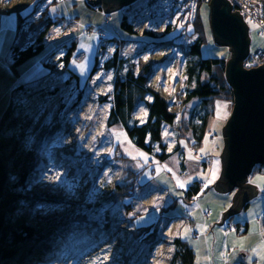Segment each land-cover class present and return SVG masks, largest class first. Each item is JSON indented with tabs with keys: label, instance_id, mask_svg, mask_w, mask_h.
<instances>
[{
	"label": "rangeland",
	"instance_id": "1",
	"mask_svg": "<svg viewBox=\"0 0 264 264\" xmlns=\"http://www.w3.org/2000/svg\"><path fill=\"white\" fill-rule=\"evenodd\" d=\"M210 3V0H197L196 15L205 40L198 57L224 58L228 64L232 50L214 38ZM152 5L150 0H136L127 6L125 12L130 19H135L133 22L139 33L149 29L159 35L170 23L173 29L157 39L175 38L172 47L153 49L146 43L148 39L139 33L132 36L122 30L119 22L123 8L109 12L106 21L104 10L89 6L85 0H0V36L4 37V43L0 45V118L11 101L14 87L19 84L37 87L42 82L28 100V105L16 112V128L6 129L4 133L8 139L15 138L5 155H15L18 143L24 144L11 160L10 170L16 173L27 168L25 174L31 170L22 188L25 199L21 201L12 226L24 223L43 228L50 222L56 223L54 234L48 239L42 238L39 242L28 239L30 243L23 247L20 259L28 258L30 250L32 254L24 264H30L31 260L33 264H122L118 262L122 254L131 256V264H136L139 258L138 264H169L175 237H180L194 249V264H264V174L251 171L245 184L254 186L256 193L245 200L240 210L228 214L218 224L223 213L232 207L236 191L224 193L213 187L222 169L220 154L224 149V139L221 133L231 107L226 99L218 98L212 102L213 113L207 123L206 135L196 146L197 153L192 152L191 131L187 130L189 119L193 111L203 110L199 100L184 104L181 97L194 83L187 81L185 73L190 58L186 47L195 37L191 35L194 24L185 23L182 17L179 20L176 13L153 18ZM32 6H36L35 16L45 9L48 16L61 17V21L50 30L44 50L14 70L9 49L16 34L17 13L19 11L23 16ZM244 21L250 41L247 58L258 49L264 51V32L255 22L247 18ZM100 32L106 35L102 41ZM111 37H116V41H111ZM71 41L75 42V48L69 66L78 74L79 82L69 83L67 74L44 77L47 68L42 61L54 48ZM100 44L105 46L101 48ZM116 49L121 58L118 72L102 66ZM61 54L57 51L50 58L57 68L60 67L57 62ZM96 55L98 68L90 78ZM150 58L156 59L151 82L168 97L176 111L173 125H161L165 151L170 152L165 161L157 158V154L162 152L158 144L153 143L155 148L150 154L134 146L120 124L111 127L107 124L115 75L122 76L127 70L136 73L141 60ZM80 64L85 68L78 67ZM55 87H59L57 93L51 94ZM22 95L24 98L23 93L15 92L13 96L17 100ZM132 97L134 109L129 123L144 124L147 109L143 98L149 97L135 91H132ZM228 101L233 102V99ZM59 121H62L61 129L53 133L51 125ZM47 125L50 127L46 128ZM176 127L180 131L182 129L181 136ZM44 132L45 142L39 150L34 142ZM54 146H57V157L50 160L42 152ZM70 152L77 157L70 156ZM20 156L19 167L15 168L13 164ZM55 160L58 164H52ZM57 173L61 174L59 178ZM195 181L199 193L186 199L184 191ZM124 182L130 187L127 193L120 191L123 196L106 199L118 189L116 184ZM77 188H80L79 193ZM81 199L86 203L100 202L95 205L99 208L89 213V218L99 224L106 217L110 218L114 221V229L106 234L103 241L93 243L83 253L75 254L71 250L62 254L61 247L58 248L61 237L75 224H82L72 220L74 210L80 208L77 202ZM207 209L212 211L211 214H206ZM232 221H247V231L243 234V227L238 230L235 225L234 229L226 231L227 223ZM137 227L149 228L138 231L149 234L148 241H136ZM192 229L197 230V237L191 236Z\"/></svg>",
	"mask_w": 264,
	"mask_h": 264
},
{
	"label": "trees",
	"instance_id": "2",
	"mask_svg": "<svg viewBox=\"0 0 264 264\" xmlns=\"http://www.w3.org/2000/svg\"><path fill=\"white\" fill-rule=\"evenodd\" d=\"M211 1V0H210ZM263 7L264 12V0H260ZM152 3V1L150 0ZM27 4L25 5V8ZM121 17L120 26L122 30L131 34L132 36H137L138 31L135 28V24L133 21L135 19H130L128 14L125 12L127 6H125ZM36 6H32L29 12H26L23 16L18 11L17 13V23H16V34L10 45L9 55L11 60V66L14 70L27 61L29 58H33L40 54L46 45V41L48 40V36H50V30L53 26L57 25L61 21V17H51L48 16L46 10H41V12L35 16ZM134 11V9H133ZM132 11V12H133ZM135 14V12H133ZM174 14V13H172ZM170 14V15H172ZM178 15V14H177ZM63 18V17H62ZM179 20H181L180 16H177ZM194 24V31L191 35H195L193 40L189 45H187V55L190 57L188 63L186 64L185 73L187 76V81L189 83H193L192 87L187 89L184 92V97H181V100L184 104L191 102L194 99L199 100L200 107L203 111L191 113V117L189 119V126L187 130L191 131L190 141L191 149L196 150V146L199 145L203 138L207 123L210 116L213 113V101L215 99L221 98L232 100L233 99V89L231 85L225 80V68L227 65V60L224 58H200L198 55L200 54L202 44L205 40L203 36V29L201 28L200 19L195 17V20L192 22ZM173 26L170 23H167L165 28L159 35H157L153 30L144 29L140 34V36L148 39V44H151L153 49L157 47H172L174 45L175 38L172 40L169 39H157L159 37L164 36L166 33L171 31ZM108 38V37H107ZM116 37H111V41H116ZM178 38V37H176ZM118 40V39H117ZM119 40H125L120 38ZM101 48L104 47V44H100ZM75 48V42L71 41L70 43H62L60 46L54 48L42 61L44 63V67L47 68L46 75L44 77H50L51 75L59 76L62 74H67L68 81L71 83L72 81L75 83L79 82L78 74H76L69 66L70 59ZM100 48V49H101ZM57 51H61L62 54L58 58V65L50 62V58L55 55ZM98 55H96L95 63L93 64L90 78L96 73L98 68ZM121 58L118 54L117 49L111 54L104 64L102 65L105 69H115L117 72L121 67ZM156 59L150 58L147 60H141L140 65L138 66V70L134 73L132 70L125 71L122 76L115 75L114 84H113V98H112V107L109 111V116L107 118V124L109 127L114 126L116 124H120L123 128V131L126 133L130 141L137 148L143 149L148 153L152 154L153 143L158 144L162 152L157 154V158L161 161H165L166 158L169 157L170 152H166V145L162 141L161 137V125L164 123L173 125L176 119V111L170 105V101L168 97L160 90L155 87L153 82H151L152 73L155 72L154 65ZM63 65V66H61ZM43 77V78H44ZM42 78V79H43ZM42 85V82L35 86L25 87L23 84H19L11 90V101L7 106L5 112H3L2 118H0V126L2 125V131L0 133V264H24L31 256V250L29 251V257L20 259L21 251L23 247H25L30 241L39 242L42 238L47 237L54 234L55 222L50 224L47 227L39 228V225H26L21 224L17 227L12 226V222H14V218L16 217L17 211L20 209L21 201L24 200L23 196V185H25V179H27V172L25 174V168L27 165L23 167V171L19 170L14 173V170H10L11 160L14 159V156L19 152L21 147H24V144L21 143L15 147L14 154L11 156L5 155L6 150L14 143L15 138H9L4 135L6 133V129L11 131L14 130L17 123L16 112L20 111V109L24 106H27L28 100L33 96L35 89L37 90ZM59 88V87H58ZM57 87L54 90H51L50 93H57ZM132 91L139 93L140 95L147 96L144 99V106L147 109V120L144 124H138L137 122L130 124V116L133 113V97ZM15 92H21L24 94L15 100L13 96ZM43 92V91H41ZM21 100H24L21 102ZM21 106V107H20ZM20 107V108H19ZM196 118V122L194 119ZM5 123V124H3ZM62 121L56 122L52 124L53 133H57L61 129ZM50 127L47 125L46 128ZM182 128V127H181ZM179 136L182 135L181 131L176 127ZM15 137V136H14ZM45 132L40 134L37 141L34 142L35 146L40 150H42L44 142H45ZM41 147V148H40ZM65 150L64 152H66ZM72 151V150H71ZM175 151H178L176 147ZM57 146L54 148L49 147L47 150H44L42 154L48 159H54L57 157ZM2 153V154H1ZM41 153V152H40ZM68 155V154H67ZM72 157H77L69 153ZM21 161V156L14 162V167H19L18 163ZM206 161H204L205 163ZM58 164L55 161H52V164ZM34 164V163H33ZM35 164L33 165L34 169ZM33 171V170H32ZM253 173H261L264 174V165H255L252 169ZM31 173V172H30ZM13 176L15 178H13ZM77 181L76 183H78ZM125 184H116L118 187L117 190L112 191L111 194L107 196L106 199H116V195H120V191L130 190L129 184L124 182ZM196 181L192 183L189 188H187L185 193V198L189 199L196 196L199 193V187L196 185ZM128 184V185H127ZM76 192H80V188L76 189ZM118 193V194H117ZM126 195H129L126 194ZM105 201V200H104ZM117 202V201H116ZM100 203V202H99ZM99 203H96L97 205ZM78 207L74 210V217L72 220L74 222H79L82 224H75L71 229L65 231L64 237L60 239V244L58 248H60V252L62 254H66L71 250L76 252L75 254H80L88 250V248L93 243H99L106 238V234L113 231L112 222L110 218H107L103 221V223H97L94 219L89 218V213L97 210L99 207L95 206L93 203H86L83 199L77 202ZM101 206V205H99ZM84 211V212H83ZM78 213V214H77ZM88 213V214H87ZM24 215V214H23ZM22 216V215H20ZM19 216V217H20ZM86 224H89L88 226ZM236 228H241L242 233L247 231L248 222H234ZM37 226V227H36ZM262 226H264V215L262 218ZM138 228V227H137ZM148 227H139L135 232V239L138 242L148 241L149 234L145 235V233L138 232L139 230H146ZM264 229V227H263ZM93 236L90 237V235ZM63 236V235H62ZM154 237V235H153ZM173 251L169 258V264H194L195 261V252L194 249L186 242L180 239V237H175L172 240ZM152 247V246H151ZM150 247V248H151ZM136 250V248H135ZM135 253V252H134ZM68 254V253H67ZM130 255L122 254L118 262L122 264H131L130 263ZM140 258L137 263L140 262ZM33 260H31L30 264ZM38 263V261H36ZM41 262L40 264H42Z\"/></svg>",
	"mask_w": 264,
	"mask_h": 264
},
{
	"label": "water",
	"instance_id": "3",
	"mask_svg": "<svg viewBox=\"0 0 264 264\" xmlns=\"http://www.w3.org/2000/svg\"><path fill=\"white\" fill-rule=\"evenodd\" d=\"M89 6L101 8L106 14L124 8L136 0H85ZM211 27L215 40L232 50L225 71L226 81L233 89V106L222 133V169L214 186L224 193L235 191L233 204L222 219L237 212L256 188L245 184L255 165H264V63L245 69L242 61L249 53L247 25L238 11H231L228 0H211Z\"/></svg>",
	"mask_w": 264,
	"mask_h": 264
},
{
	"label": "built area",
	"instance_id": "4",
	"mask_svg": "<svg viewBox=\"0 0 264 264\" xmlns=\"http://www.w3.org/2000/svg\"><path fill=\"white\" fill-rule=\"evenodd\" d=\"M233 8V12L238 11L240 15H242L243 20L246 18L255 22L264 32V12L263 5L260 0H228ZM151 16L153 18L166 17L172 13L178 14L182 17L185 23H192L194 17L196 15L197 8V0H153ZM101 9V8H99ZM106 14V13H105ZM106 21L109 18V14H106ZM106 35L103 32L99 33V39L104 40ZM264 63V51L256 50L251 53L242 63V66L245 69H251ZM228 105L232 108L233 102L227 101ZM192 152L197 153L196 150H192ZM211 210L207 209L206 214H211ZM233 221L231 223H227L226 231H230L234 229ZM191 236L197 237V230H191Z\"/></svg>",
	"mask_w": 264,
	"mask_h": 264
},
{
	"label": "snow or ice",
	"instance_id": "5",
	"mask_svg": "<svg viewBox=\"0 0 264 264\" xmlns=\"http://www.w3.org/2000/svg\"><path fill=\"white\" fill-rule=\"evenodd\" d=\"M56 31L59 32V29H56ZM3 43H4V37L0 36V45H2ZM73 63H75V62H73ZM61 66H63V65H61ZM78 67H80L81 69H84L85 65L84 64H80V65H78ZM109 79H111L110 76H109ZM216 163H218V161ZM60 175H61L60 173H57V177L58 178H59ZM105 175H107V173H105ZM105 259H108V257L106 256Z\"/></svg>",
	"mask_w": 264,
	"mask_h": 264
},
{
	"label": "bare ground",
	"instance_id": "6",
	"mask_svg": "<svg viewBox=\"0 0 264 264\" xmlns=\"http://www.w3.org/2000/svg\"><path fill=\"white\" fill-rule=\"evenodd\" d=\"M151 1L153 2V0H151ZM210 2H211V1H210ZM231 11H233V8H231ZM160 18H161V17H160ZM160 18H159V19H160ZM162 18H163V17H162ZM231 109H232V108H231ZM230 113H231V112H230ZM228 118H229V117H228ZM262 218H263V216H262Z\"/></svg>",
	"mask_w": 264,
	"mask_h": 264
}]
</instances>
